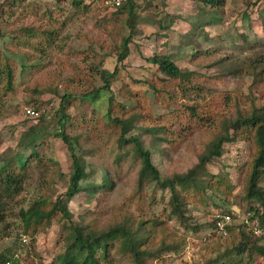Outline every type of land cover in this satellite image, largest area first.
Masks as SVG:
<instances>
[{
    "label": "rangeland",
    "instance_id": "rangeland-1",
    "mask_svg": "<svg viewBox=\"0 0 264 264\" xmlns=\"http://www.w3.org/2000/svg\"><path fill=\"white\" fill-rule=\"evenodd\" d=\"M111 3L112 0L92 1L89 7L78 8L77 12L68 5L66 15L70 20L45 53L30 59L21 52L15 56L16 92L6 101L5 112L0 117L1 165L5 158L23 149L20 135L35 119L23 113V106L52 115L60 96L71 93L72 103L67 111L72 127L67 124L65 130L76 139V152L84 158L86 170L91 172L81 185L87 182L101 185L100 189L79 192L69 203L73 220L83 223L90 219L88 212L96 209V205L102 210L101 215L94 214L99 218L119 211L138 212L134 200L128 196L136 188L140 162L130 145H121L117 131L103 124L109 94L101 93L94 101L84 99L83 95L92 85L102 84L98 64L114 66L120 37L127 33L115 20L107 22V7L112 6ZM133 3L130 53L111 83L116 105L121 103L127 108L134 104L135 100H129L124 94L134 87L137 90L132 91L139 99L146 98L142 111L146 112L150 106L154 116L161 113L162 106L151 90L145 89L148 85L141 84L145 77L162 83L163 75L153 66L148 67L144 59L154 53H167L181 69L195 72L191 79L197 78L199 88L190 93L191 99L213 97L220 101L218 106L226 116L235 117L239 111H247L250 104L264 103V0H220L214 8L196 0H133ZM243 10L252 12L250 26L240 19ZM208 18L214 20L212 25L191 33L190 28L198 19ZM241 31L247 34L236 35ZM141 65L147 66L145 70L149 68L146 75L139 68ZM178 86L185 87L181 81ZM154 122L157 121L142 120L128 135H140L161 176L186 171L197 161V153L203 147L200 131L189 135L184 132L187 136L175 142L170 141L173 136L168 135V142L166 136L156 130ZM47 125V138L39 150L41 159L29 164L22 189L7 202L8 208L0 221V251L15 258L29 256L30 264H51L64 242L62 223L56 219L36 235L33 245L31 238L22 235L20 221L14 214L16 209H13L26 207L48 190L55 196L67 185L72 167L70 151L63 141L53 136L59 129L57 123ZM248 153L246 140L223 145L222 155L210 164V170L227 173L235 185L234 190L228 198L211 196L208 192L206 204H188V212L200 229L184 230L175 219H169L168 229L179 240L183 239V244L176 252L149 260V264H184V259L199 264L232 263L223 255L236 240L238 224L245 220L248 208L257 204L244 198L240 184L243 170L239 172V168L247 162ZM48 154L59 164L60 174L57 167L49 164ZM105 172L110 175L112 188H102L111 184ZM261 185L264 187V175ZM146 190L143 213L165 217L169 191L156 189L154 196L150 194L152 187ZM220 211L231 213V232L221 233L212 228L210 221ZM113 264L133 262L120 256ZM252 264H264V258L256 256Z\"/></svg>",
    "mask_w": 264,
    "mask_h": 264
},
{
    "label": "trees",
    "instance_id": "trees-1",
    "mask_svg": "<svg viewBox=\"0 0 264 264\" xmlns=\"http://www.w3.org/2000/svg\"><path fill=\"white\" fill-rule=\"evenodd\" d=\"M92 1L97 0L0 1V117L5 112L6 101L16 92L15 56L21 52L30 59L45 53L59 35V31L70 20L66 15L67 6L71 5L74 12H77L78 8L89 7ZM196 1H203L214 8L215 5H219L220 0ZM133 4V0H121L119 5L111 3L112 6L107 7L109 9L106 13L107 22L115 20L127 33L120 37V49L115 56L114 66L110 68L98 64L102 84L97 87L90 84L92 87L83 95L84 99L94 101L101 93L109 94L106 114L103 116V119L106 117V121L104 119L103 124L107 129L117 131L121 145H130L135 158L140 162L136 188L128 196L134 200L138 212L119 211L99 218L94 214L101 215L102 210L96 205V209L88 212L90 219L86 223L73 220V213L69 209L70 201L79 192L100 189L101 185H95L93 182L81 185V181L86 180L91 172L86 170L87 163L76 152V148L78 149L75 145L76 139L65 130L67 124L72 127L67 111L68 105L72 103V95L66 92L60 96L52 115H47L46 111L38 112L39 109L34 108L37 115L33 123L20 135L23 149L5 158L0 165V221L8 208L7 202L22 189L29 164L32 160L41 159L39 150L47 138V124L55 121L59 129L53 136L66 144L71 155L72 167L68 182L64 190L55 196L48 190L35 197L26 207L13 208L16 209L14 214L20 221L22 235L31 238L34 245L36 235L57 219L62 223L64 242L62 250L54 255L51 264H113L120 256L132 261L133 264H149V260L176 252L183 244V239L179 240L168 229L169 219H175L184 230L200 229L188 212V204L193 202L206 204L208 192H211V196L229 197L235 185L227 173L212 172L210 164L222 155L224 144L246 140L249 142V153L247 162L239 168V172L243 170L240 184L244 198L257 201V204L248 208L245 220L238 224L236 240L223 256L228 261L232 260L229 264H252L256 256L264 258V243L251 229L255 222L258 226H264V187L261 185L264 175V103L259 106L250 104L247 111H239L235 117L226 116L218 106L220 101L213 97L191 99L190 93L194 88H199L197 78L191 79L195 72L181 69L167 53H154L144 59L148 67L153 66L163 75L160 78L162 83L145 77L141 84L148 85L145 89L151 90L154 94L155 100L162 106L161 113H158L157 117L154 116L149 110L150 106L146 112L142 111L146 98L139 99L136 92L132 91L137 90L134 87L127 89L124 94L129 100H135V103H131L127 108L121 103L116 105L111 83L119 73L122 61L130 53L129 43L132 40L130 17ZM252 18L250 10H243L241 13L240 19L249 26ZM211 19H198L191 26V33H197L198 28L204 30L205 26L212 25L214 20ZM244 34L247 33L243 31L236 33L240 36ZM146 67L144 65L139 67L143 69L145 75L149 70V68L145 70ZM177 79H180L179 82L181 81V85L185 87L180 88ZM149 119L157 121L154 122L156 130L164 134L168 142L183 140L184 136L200 131L203 147L197 153V161L186 171H174L161 176L152 162L150 150L144 146L140 135L138 133L128 135L138 122ZM168 135L173 136L170 141ZM47 158L49 164L57 167L56 171L60 174L57 161L50 154ZM104 175L111 184L102 188H112L110 186H113V182L109 173L105 172ZM149 186L152 187L150 194L154 196L156 189L169 191L165 217L143 213L147 202L146 189ZM220 212L217 214L227 213L231 216L229 211ZM210 224L216 229L215 216ZM225 228L228 233L233 227L232 224H228ZM30 263L29 256L19 255L15 258L0 251V264ZM184 264L199 263H188L184 259Z\"/></svg>",
    "mask_w": 264,
    "mask_h": 264
},
{
    "label": "built area",
    "instance_id": "built-area-1",
    "mask_svg": "<svg viewBox=\"0 0 264 264\" xmlns=\"http://www.w3.org/2000/svg\"><path fill=\"white\" fill-rule=\"evenodd\" d=\"M121 0H113L112 4L119 5ZM23 113L28 117H35L37 115V111H35L32 107L23 106ZM216 230L221 233H227L225 226L231 222V216L227 213L216 214ZM247 222V220H246ZM252 232L260 237L261 242L264 243V226L255 225L251 228Z\"/></svg>",
    "mask_w": 264,
    "mask_h": 264
}]
</instances>
